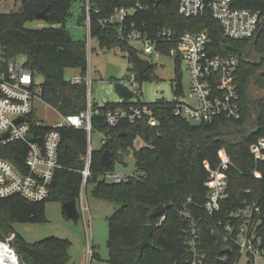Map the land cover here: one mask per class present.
<instances>
[{"label":"trees","instance_id":"trees-1","mask_svg":"<svg viewBox=\"0 0 264 264\" xmlns=\"http://www.w3.org/2000/svg\"><path fill=\"white\" fill-rule=\"evenodd\" d=\"M17 1H20L17 10L0 12V68L5 70L13 57H26V65L43 75V99L63 114L79 112L87 106L86 88L69 83L65 72L68 68L86 71L87 36L74 39L67 22L77 3L80 9L78 23L85 25L86 1ZM91 3V35L103 49L119 46L126 50L131 47L129 35L139 32L148 39H157L161 53L168 55L175 43L161 38L163 30L180 33L206 30L213 41V53L242 57L237 73L242 105L240 119L217 117L212 121L193 123L175 115L168 100L158 99L151 103L158 118L156 126H149L144 120L129 122L122 119L110 130L111 138L107 143L93 150L94 174L88 184L93 185L94 196L118 205L108 218V264H189L184 239L189 220L180 210L190 197L189 207L209 222L203 232L207 251L205 264H225L217 261L223 247V226L219 221L226 223L231 214L246 203H257L262 209L258 233L264 244V148L261 158H256L251 151L252 144L264 139V18L255 37L234 39L226 36L221 24L209 14L195 18L182 16L178 11V0H91ZM234 3L240 8L261 9L264 13V0H234ZM44 10L49 18L43 20L45 25L28 27L27 23L36 21V15ZM122 11L121 19H115L108 26L100 24V18H109ZM176 66L172 85L176 83L181 92V65L177 60ZM154 68L155 65L143 74L136 73L135 80L140 85L144 81L157 80ZM128 104L130 101H109L103 105L95 102L101 111L94 116L96 130L107 131L105 112L108 109ZM45 130L48 128L42 127V132ZM61 135L60 160L67 168L57 173L51 196L42 201H30L21 195L0 196V238L7 239L5 234L11 235V244L21 261L27 264H74L69 239L51 236L30 242L14 227L16 222L46 221L45 209L49 200L62 203L79 200L82 175L78 169L83 166L81 157L88 146L87 131L67 126L61 128ZM138 136L147 144L135 149L134 153L140 177L121 183L101 179L98 172L114 169L117 162L126 165L124 159ZM106 149L113 152V164L109 167L101 162ZM26 153L25 142L0 144V155L18 166L24 163ZM226 155L234 163L228 171L229 195L222 202L221 210L210 215L196 204L204 202L208 191L207 168L218 166ZM159 205L165 206L164 214L153 216L152 210ZM147 223L154 227L155 246L140 251V235Z\"/></svg>","mask_w":264,"mask_h":264},{"label":"built area","instance_id":"built-area-1","mask_svg":"<svg viewBox=\"0 0 264 264\" xmlns=\"http://www.w3.org/2000/svg\"><path fill=\"white\" fill-rule=\"evenodd\" d=\"M85 1V26L90 33L86 42L88 58V54L94 50L91 39L95 37L91 35L93 5L91 0ZM178 11L182 16L194 18L209 14L221 24L224 34L234 39L255 37L264 18L261 9L240 8L236 6L234 0H178ZM120 13L109 18H100L99 22L102 26H108L110 22L123 17L124 11ZM160 36L165 42L175 43L168 55L174 57L175 62L177 60L180 65L185 63L190 73V97H193L194 101L180 97L168 101L174 114L193 123L212 121L217 117L240 119L242 105L237 73L242 57L238 54L213 53V41L206 30L198 32L186 30L180 33L165 29ZM128 42L142 43L145 55L141 56L149 61H151L149 55L155 52L161 53L158 47L160 42L157 39H148L139 32L130 34ZM134 50L138 53L136 49ZM18 57L10 59L5 70L0 68V144L8 146L16 142H25L27 153L21 166L0 155V196L21 195L30 201L48 199L52 194L57 173L67 168L60 160L61 128L67 126L82 128L87 131L88 146L81 157L83 166L78 169L82 175V185L77 207L78 212L84 215L90 209L87 188L88 180L94 174L92 170L94 150L92 132L96 130L94 116L101 112L92 99L94 79L91 68L88 64L84 73L79 71L71 78H66L73 85L85 86L87 106L79 112L62 114L61 121L47 125L36 113L37 101L44 100L43 80H40L38 73L26 65V57L24 59ZM136 73L137 71L134 79ZM132 84L136 96L130 100V104L108 109L105 112L108 129L107 131L98 129L102 135V145L111 138L110 130L122 119L129 122L144 120L149 126L158 124L151 103L141 99V85ZM42 127H47L48 130L42 132ZM30 134L34 135L33 140L29 139ZM263 148L264 139L251 145V151L256 158L262 157ZM231 167H234L232 158L226 155L218 166L207 168L208 191L204 202L196 205L210 215L221 210L222 202L229 195L228 171ZM98 174L101 179L114 183L140 177V172L136 169L133 173H127L114 168L100 171ZM191 202L190 197L180 210V213L189 220V227L184 232L185 245L189 253L188 263L205 264L207 251L204 247L203 232L209 222L189 207ZM261 212L262 209L257 203H246L231 214L229 221L227 220L226 223L219 221V225L223 226L221 236L223 247L220 252L225 249L230 251L219 253L218 263L238 264L242 260L246 264H264L263 238L258 233ZM87 252L91 261L96 252L89 242ZM0 264L27 263L21 261L9 240L0 238Z\"/></svg>","mask_w":264,"mask_h":264},{"label":"rangeland","instance_id":"rangeland-1","mask_svg":"<svg viewBox=\"0 0 264 264\" xmlns=\"http://www.w3.org/2000/svg\"><path fill=\"white\" fill-rule=\"evenodd\" d=\"M19 7L20 1L0 0V12H11L12 10H17ZM128 11L132 12L133 10ZM79 13V4L76 3L73 8V15L67 22V28L71 32L73 38L78 40L90 36L86 26L78 23ZM43 25H45L43 20L27 23L28 27L34 28ZM91 41L94 50L91 54H88V64L94 79L92 99L99 105L109 101L118 102L121 99L115 91V82L121 81L131 89L134 88L132 83L139 85L134 79L135 71H137L134 63L127 51L121 47L116 46L112 49H103L99 46L96 38H92ZM130 45L133 49H136L140 55H145L143 53L144 46L142 43L133 42ZM148 57L152 64L155 65L154 72L158 79L141 83L140 90L142 92L141 99L143 101L149 103L155 102L158 99L173 101L177 97L186 98L191 102L194 101V98L190 97V73L185 63H182L179 68V72L182 76V90L180 92L176 83L174 86L172 85V80L175 77L177 69L174 57L157 52ZM18 58L24 59V56L20 55ZM251 58L256 59L255 57ZM262 67L264 68V65ZM78 73L79 71L77 69L68 68L65 72V76L66 78H71ZM38 78L44 80L41 74H38ZM36 113L47 125H54L56 122L61 121L63 114L45 100L37 101ZM101 137L102 135L98 130L92 132L93 149H100L103 146ZM146 145L145 140L138 136L134 141V147L124 159L126 160V165L117 162L115 164V169L127 173L135 172L137 166L134 154L135 149L139 150ZM92 190L93 185L89 184L87 188V200L90 209L87 210L84 215L79 211L80 216L77 221L65 215L62 202L49 200L45 209L46 221L32 223L16 222L14 223L16 231L30 242L40 241L51 236L69 239L71 241L70 255L74 264H108V218L114 213L118 205L115 202L94 196ZM5 235L7 240L10 241L12 238L11 235ZM88 242L93 246L96 252L95 257L91 261L88 259ZM238 264L246 263L241 260Z\"/></svg>","mask_w":264,"mask_h":264},{"label":"water","instance_id":"water-1","mask_svg":"<svg viewBox=\"0 0 264 264\" xmlns=\"http://www.w3.org/2000/svg\"><path fill=\"white\" fill-rule=\"evenodd\" d=\"M36 19L47 21L49 19L48 15H47V11L44 10V11L39 12L36 15ZM126 51L129 55V57L131 58V60L133 61L134 66L137 70V73L143 74L153 67V64L151 61H149L146 58H143L133 48L129 47L126 49ZM114 88H115L117 95L121 99V101L127 102V101L132 100L136 96V93L129 86L122 83L121 81L115 82ZM29 139L33 140L34 135L30 134ZM101 162H102L103 166H105V167H109L113 164V152L110 149H106L103 152L102 157H101ZM63 209H64V213L67 217L72 218L75 221L78 220L79 212H78V207H77V201L70 200V201L64 202L63 203ZM164 210H165L164 205L156 206L152 210V215L153 216H161L164 214ZM153 233H154L153 225L151 223L145 224L142 231H141V235H140L141 241L138 244V248L140 251H143L144 248H146L148 246H150V247L155 246L154 242H153ZM229 251H230L229 249H225V250H222L220 253L224 254V253H228Z\"/></svg>","mask_w":264,"mask_h":264},{"label":"crops","instance_id":"crops-1","mask_svg":"<svg viewBox=\"0 0 264 264\" xmlns=\"http://www.w3.org/2000/svg\"><path fill=\"white\" fill-rule=\"evenodd\" d=\"M78 70V69H77ZM79 71V70H78ZM121 101V100H120ZM103 105V104H102ZM122 164V163H121ZM124 165V164H123Z\"/></svg>","mask_w":264,"mask_h":264}]
</instances>
